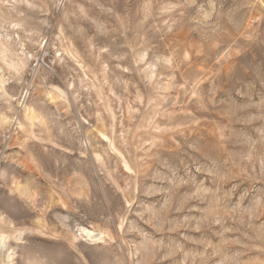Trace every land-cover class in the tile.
<instances>
[{"label":"rangeland","instance_id":"1","mask_svg":"<svg viewBox=\"0 0 264 264\" xmlns=\"http://www.w3.org/2000/svg\"><path fill=\"white\" fill-rule=\"evenodd\" d=\"M0 264H264V0H0Z\"/></svg>","mask_w":264,"mask_h":264},{"label":"bare ground","instance_id":"2","mask_svg":"<svg viewBox=\"0 0 264 264\" xmlns=\"http://www.w3.org/2000/svg\"><path fill=\"white\" fill-rule=\"evenodd\" d=\"M76 231H78V230H76ZM79 231H80V234L81 235H83L84 237H86V239H89V240L95 239V234L92 231L87 230L85 228H80Z\"/></svg>","mask_w":264,"mask_h":264}]
</instances>
